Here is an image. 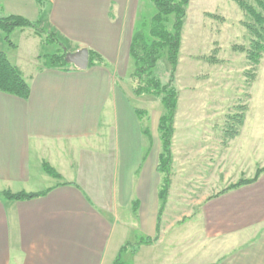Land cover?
<instances>
[{
	"label": "crops",
	"instance_id": "0c3cea01",
	"mask_svg": "<svg viewBox=\"0 0 264 264\" xmlns=\"http://www.w3.org/2000/svg\"><path fill=\"white\" fill-rule=\"evenodd\" d=\"M28 2L26 13L33 16L16 14V8L6 16L38 21L36 1ZM45 5L50 26L69 41V51H95L105 65L85 71L46 68L40 59L45 46L30 29L14 31L22 39L0 46L31 90L28 100L0 91V264H114L120 249L113 234L120 221H138L147 238L158 235L161 147L145 144L139 108L114 74L128 70L138 3L45 0ZM259 169L264 164L241 177L253 179ZM225 188L203 194L188 228L166 221L165 210L157 242L139 247L157 251L142 256L143 264H264V171L253 184L221 194ZM7 191L46 193L16 201L2 197Z\"/></svg>",
	"mask_w": 264,
	"mask_h": 264
},
{
	"label": "rangeland",
	"instance_id": "374dc122",
	"mask_svg": "<svg viewBox=\"0 0 264 264\" xmlns=\"http://www.w3.org/2000/svg\"><path fill=\"white\" fill-rule=\"evenodd\" d=\"M28 1L0 0V16L7 18L8 12L15 8L16 14H31L26 13ZM35 1V9L41 17L38 21L27 20L40 22L37 28L43 31L44 37L58 34L49 24V7L45 0ZM136 1L139 11L136 27L141 29L144 24L148 27L157 13L156 8L152 0ZM241 1L257 7L254 0ZM248 25H253V21L236 0H190L188 5L174 81L179 94L178 108L171 147V185L164 209L169 211L166 221L170 224L185 223L184 227H190L193 222L189 220L195 216L204 193L211 194L223 186L228 188L236 184L238 178L250 180L241 177V173L251 177L264 164V51L258 54L257 63L251 59L253 44L259 42V38ZM28 29L35 32L33 28L26 31H30ZM146 31L148 33V28ZM20 37L11 34L10 40H21ZM0 44L1 49L9 47L1 32ZM58 48L56 44L42 48L40 54L45 55L40 57L41 61L44 63L45 56L56 53ZM129 59L128 70H116L115 80L122 90L124 87L129 92L131 103L144 111L140 119L143 132L149 131L152 145H159L162 152L159 126L161 117L166 114L164 107L151 95L135 96L131 82L133 60ZM163 64L167 68L163 80L167 83L166 59ZM144 140L145 144L150 143L146 136ZM134 209L136 212V206ZM162 221L163 218L160 224ZM198 232L199 229L194 230V235ZM143 234L138 221L125 224L120 221L116 225L113 245L120 250L126 246L120 256L121 264H143L142 256L156 255L157 251L152 248H139L140 241L147 238L146 233ZM193 253L196 257H205L200 252L193 250ZM178 263L180 260L175 262Z\"/></svg>",
	"mask_w": 264,
	"mask_h": 264
},
{
	"label": "trees",
	"instance_id": "16d2710c",
	"mask_svg": "<svg viewBox=\"0 0 264 264\" xmlns=\"http://www.w3.org/2000/svg\"><path fill=\"white\" fill-rule=\"evenodd\" d=\"M236 1L240 7L248 13L251 21H253V25H248V28L259 38V42L253 44L254 49L250 52V55L252 56L251 59L257 63L258 54L264 51V0H254L257 7H253L241 0ZM152 2L157 13L151 19L148 27L144 24L141 29L135 30L129 50V56L133 60L131 82L133 84L132 86L135 96L143 97L145 95H151L159 99L164 107V113H166L161 117L159 126L162 152L160 154L157 171L163 177L159 188L160 208L157 222L158 236L154 239H142L138 244L139 246H149L154 242H157L160 232V221L164 213L171 185V147L179 95L174 87V81L179 61L182 33L190 0H152ZM39 23L40 22L31 23L20 16H9L4 19L0 18V32L5 35L6 41L11 46L10 35L14 31L33 28L35 34L41 38L44 46H51L52 44L59 46L56 53L45 56L43 65L46 68L64 71L77 69L66 62V56L70 53L69 42L59 34L44 37L43 31H40L37 28ZM147 28L148 33L146 31ZM89 57V68L93 67L95 64L105 65L104 58L97 52L89 50ZM165 59L169 66L167 83L163 80V76L165 73L167 74V68L163 64ZM0 91L24 100H28L31 93L30 86L25 80L22 72L10 63L4 52H0ZM135 111L137 116L141 119L144 111H141L140 109H135ZM143 133L149 140L151 139L148 130H145ZM44 170L49 175L59 178L58 173L50 166L45 164ZM263 171L264 169H259L253 179H241L236 184L223 190L221 194L245 185L253 184L258 180ZM45 193L46 192L34 194L21 192L12 194L7 191L2 194V197L7 200L26 201L37 198ZM125 250L126 246L121 248L119 257L115 260L114 264H121L120 256Z\"/></svg>",
	"mask_w": 264,
	"mask_h": 264
},
{
	"label": "water",
	"instance_id": "95a60500",
	"mask_svg": "<svg viewBox=\"0 0 264 264\" xmlns=\"http://www.w3.org/2000/svg\"><path fill=\"white\" fill-rule=\"evenodd\" d=\"M66 62L81 71L87 70L90 64L89 50L80 49L76 52L68 53L66 56Z\"/></svg>",
	"mask_w": 264,
	"mask_h": 264
}]
</instances>
